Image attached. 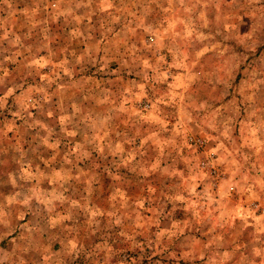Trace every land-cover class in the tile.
<instances>
[{
  "label": "rangeland",
  "instance_id": "obj_1",
  "mask_svg": "<svg viewBox=\"0 0 264 264\" xmlns=\"http://www.w3.org/2000/svg\"><path fill=\"white\" fill-rule=\"evenodd\" d=\"M0 264H264V0H0Z\"/></svg>",
  "mask_w": 264,
  "mask_h": 264
},
{
  "label": "built area",
  "instance_id": "obj_2",
  "mask_svg": "<svg viewBox=\"0 0 264 264\" xmlns=\"http://www.w3.org/2000/svg\"><path fill=\"white\" fill-rule=\"evenodd\" d=\"M197 143L198 145H201L202 142L200 140H197ZM211 170H209V174L214 178V179H218V174H216V172L212 169V168H209Z\"/></svg>",
  "mask_w": 264,
  "mask_h": 264
}]
</instances>
